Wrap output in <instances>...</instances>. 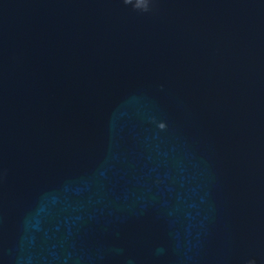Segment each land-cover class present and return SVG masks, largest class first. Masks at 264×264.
Returning a JSON list of instances; mask_svg holds the SVG:
<instances>
[{"label":"water","instance_id":"water-1","mask_svg":"<svg viewBox=\"0 0 264 264\" xmlns=\"http://www.w3.org/2000/svg\"><path fill=\"white\" fill-rule=\"evenodd\" d=\"M0 264H264V0H0Z\"/></svg>","mask_w":264,"mask_h":264}]
</instances>
